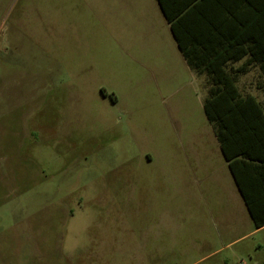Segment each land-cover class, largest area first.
<instances>
[{
    "label": "rangeland",
    "instance_id": "obj_1",
    "mask_svg": "<svg viewBox=\"0 0 264 264\" xmlns=\"http://www.w3.org/2000/svg\"><path fill=\"white\" fill-rule=\"evenodd\" d=\"M208 87L156 0H0V264H264L188 191Z\"/></svg>",
    "mask_w": 264,
    "mask_h": 264
},
{
    "label": "crops",
    "instance_id": "obj_2",
    "mask_svg": "<svg viewBox=\"0 0 264 264\" xmlns=\"http://www.w3.org/2000/svg\"><path fill=\"white\" fill-rule=\"evenodd\" d=\"M156 1L166 20L159 1ZM199 1L202 2L203 9L211 14L217 12L218 17L223 20V24L228 25L229 29L232 27V34L235 40L242 41H236V43H243L245 49L259 52V56L262 57L258 60L254 59L252 56L244 57L240 60L233 61V63H229V65L233 68L235 88L239 99H241V102H238L233 108L234 137H238V148H241L244 152L252 156L264 157V0H172V2L177 3L185 2L193 4ZM166 23L170 29L169 23L167 21ZM170 32L172 34L171 29ZM237 48L242 49V46L239 45ZM196 74L199 75L198 73ZM248 98H252L259 104V107L254 106L252 102H249V105L246 106L245 100ZM213 134L214 141L206 138L205 140L201 139L195 141L188 146V191L189 185L196 183V181L200 182V180H202V184H204L206 180L212 178L220 180L225 176L226 172L229 173L233 183V185L226 189V208L229 213L223 217L222 220L229 221L231 233L237 229H239V232H242V229H244L245 232L243 235L241 234L239 238L248 237L258 229L255 226L247 204L231 173L229 164L223 155L221 145L217 140L214 129ZM213 156L222 160L221 167L218 166L219 163H211L210 159ZM245 162L248 165L245 166L242 177L248 180L247 183H249V185L252 184L250 181L253 178L260 180L264 177V168L254 167L253 165L257 163L249 159H245ZM205 185L202 199L209 200L212 196V192L209 190L210 183ZM260 202L262 203L264 200L261 198ZM208 203L210 202L206 201L203 208L210 209ZM219 220H221V216L217 217V221ZM249 221L253 223L255 227L254 230L248 228ZM221 237H223V235Z\"/></svg>",
    "mask_w": 264,
    "mask_h": 264
},
{
    "label": "trees",
    "instance_id": "obj_3",
    "mask_svg": "<svg viewBox=\"0 0 264 264\" xmlns=\"http://www.w3.org/2000/svg\"><path fill=\"white\" fill-rule=\"evenodd\" d=\"M158 1L187 64L208 79L209 87L203 104L205 114L213 126L255 226L261 229L264 227V202H260L261 198L264 200V177L260 180L253 178L249 185L242 174L248 165L245 159L255 161L257 164L252 165L256 168H264V157L252 156L238 148V137H234L233 108L241 99L237 95L234 72L229 63L249 56L256 60L262 57L259 52L245 49L243 43H238L241 40H235L232 27L229 29L228 25H224L217 12L211 14L203 9L201 1L194 4ZM239 45L242 49L237 48ZM245 102L246 106L252 102L259 107L252 98Z\"/></svg>",
    "mask_w": 264,
    "mask_h": 264
}]
</instances>
